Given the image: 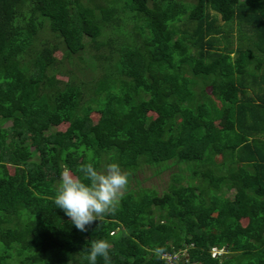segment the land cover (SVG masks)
<instances>
[{"label":"trees","instance_id":"1","mask_svg":"<svg viewBox=\"0 0 264 264\" xmlns=\"http://www.w3.org/2000/svg\"><path fill=\"white\" fill-rule=\"evenodd\" d=\"M87 163L190 173L82 232L54 197ZM98 239L111 264H264V0H0V264H89Z\"/></svg>","mask_w":264,"mask_h":264},{"label":"clouds","instance_id":"2","mask_svg":"<svg viewBox=\"0 0 264 264\" xmlns=\"http://www.w3.org/2000/svg\"><path fill=\"white\" fill-rule=\"evenodd\" d=\"M79 171L82 177L67 168L62 171L54 203L83 232L87 231L86 226L117 211L129 185L130 173L122 170L118 163H110L103 170H98L93 163H87ZM111 247L106 239L92 241L86 257L89 264H97L98 257L111 264ZM178 252L182 253L181 256L185 255L183 250ZM180 257L178 259L181 261Z\"/></svg>","mask_w":264,"mask_h":264},{"label":"rangeland","instance_id":"3","mask_svg":"<svg viewBox=\"0 0 264 264\" xmlns=\"http://www.w3.org/2000/svg\"><path fill=\"white\" fill-rule=\"evenodd\" d=\"M37 39H47L48 41L52 40L55 38L53 34H51L48 30H45V27L37 34ZM87 40V39H84ZM87 43V42H86ZM91 54H107L109 53L107 47L105 46H100L98 49L92 48L90 49ZM72 62V63H71ZM74 63V64H73ZM62 64V65H61ZM61 65V70L65 71L66 69H73L74 67L79 65V67L82 69L80 70L79 73H83L82 78L84 81H86L87 86L89 88V92H92L93 89H91V86L94 85L95 80L97 78L96 76V69L93 67L92 64L89 66L82 67L81 63L78 62V58L76 57H66L63 58V56L59 52H54L53 56V62L52 66L54 67H59ZM55 78L56 79H61L62 81L66 80L67 77L64 75V73H55ZM206 90V88H205ZM218 104V102H216ZM89 116L91 117L92 121H96L98 117V113L95 111L89 112ZM9 121H6L4 125H8ZM66 126L65 122L60 123L59 125L56 126V128L63 130ZM34 154L33 156H35ZM219 157H217V160ZM8 170H11V167H9ZM152 171L155 172V167L154 166H149V165H142L138 170H136L135 173V178H132L129 180V185H135L141 186V187H146V188H152L156 190L157 193H161L166 190L170 182L172 181V175L173 173H180L181 174V179H179V183H184L187 181V177L190 173L189 170H187L184 166V164L179 163V164H172L170 166L164 167L162 170L157 171V173H152ZM226 196L230 197L231 196V191L226 192ZM242 223H245V219L241 220ZM220 252V251H219Z\"/></svg>","mask_w":264,"mask_h":264},{"label":"built area","instance_id":"4","mask_svg":"<svg viewBox=\"0 0 264 264\" xmlns=\"http://www.w3.org/2000/svg\"><path fill=\"white\" fill-rule=\"evenodd\" d=\"M181 252L175 251L172 253L163 252L161 253V256L166 260L165 264H173L178 260V258L181 256Z\"/></svg>","mask_w":264,"mask_h":264}]
</instances>
